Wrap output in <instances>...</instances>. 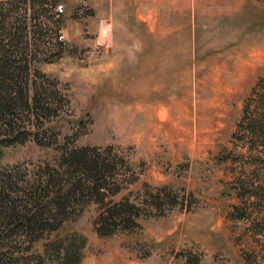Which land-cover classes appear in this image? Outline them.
<instances>
[{
	"label": "rangeland",
	"instance_id": "374dc122",
	"mask_svg": "<svg viewBox=\"0 0 264 264\" xmlns=\"http://www.w3.org/2000/svg\"><path fill=\"white\" fill-rule=\"evenodd\" d=\"M55 1L64 39L47 18L31 82H57L71 103L49 120L20 113L14 134L0 124V170L29 173L65 150L112 148L121 191L106 203L129 199L141 217L103 236L105 206L90 202L24 264H67L59 247L80 250L79 264H264L263 200L253 196L263 165L235 138L264 80V0H155L139 10L141 25L112 17L101 0ZM169 33L188 53L153 66L148 51Z\"/></svg>",
	"mask_w": 264,
	"mask_h": 264
},
{
	"label": "trees",
	"instance_id": "16d2710c",
	"mask_svg": "<svg viewBox=\"0 0 264 264\" xmlns=\"http://www.w3.org/2000/svg\"><path fill=\"white\" fill-rule=\"evenodd\" d=\"M57 6L55 0L0 2V124L5 129L3 136L9 130L11 134L16 133L20 113L36 120L42 117L49 120L58 117L63 106H70L69 96L62 93L57 82L50 83L41 73L36 76L45 79L43 83L31 82V67L37 61L32 49L34 45L38 49L33 40L40 42L45 38L44 21L54 18L56 34L60 37L62 33L63 15L56 13ZM61 56L62 53L56 54L53 61ZM235 138L247 145L250 154L257 153L260 161L257 164L263 165V190L252 195L263 200L264 233V80L246 103ZM111 153L112 148L106 151L100 148L65 150L55 162L47 163L45 168L38 167L37 171L28 173L18 167L0 170V264H24L35 242L58 230L90 202L105 206L96 220L100 235L109 236L120 228L137 226L141 209L136 204L129 199L106 203L121 191ZM71 248L65 252L57 248L60 261L79 264L80 250ZM40 259L43 261L41 256Z\"/></svg>",
	"mask_w": 264,
	"mask_h": 264
},
{
	"label": "crops",
	"instance_id": "0c3cea01",
	"mask_svg": "<svg viewBox=\"0 0 264 264\" xmlns=\"http://www.w3.org/2000/svg\"><path fill=\"white\" fill-rule=\"evenodd\" d=\"M101 1L103 2V3H101L102 7L109 9V11L111 12V16L113 15L112 17H114V15L117 13L128 14L126 17H123L124 19H121V20H124L125 22L129 23L130 25H141L142 20H141V17L139 16V10L141 8L149 7L150 4L151 5L155 4V0H101ZM183 1L181 0V2L184 3V5L185 4L187 5V0H183ZM134 10L136 12L134 14H132V11H134ZM183 38L181 37L180 40H182ZM115 39H116V37L113 36V40H115ZM158 40H160V38H158ZM162 41H163L162 44L154 46L152 49H150L151 51H148L149 55L154 57L155 63H153V66L160 65L159 64L160 62H158L160 60L157 59L159 57L168 58V61L171 64L172 57L187 55L188 52H187L186 41L184 43V47H182L181 46L182 44H181L180 45L181 47L173 48L172 47L173 46L172 36L170 33H169V35L164 34L162 37ZM149 64H151V63H149ZM134 65L135 66L136 65L137 66H140V65L143 66L145 64L139 63V60L137 59L134 62ZM155 70H156V68H155Z\"/></svg>",
	"mask_w": 264,
	"mask_h": 264
},
{
	"label": "built area",
	"instance_id": "2783aa9c",
	"mask_svg": "<svg viewBox=\"0 0 264 264\" xmlns=\"http://www.w3.org/2000/svg\"><path fill=\"white\" fill-rule=\"evenodd\" d=\"M56 13L58 15H63L64 14V6L63 5H58L57 8H56ZM64 39V35H60V40H63Z\"/></svg>",
	"mask_w": 264,
	"mask_h": 264
}]
</instances>
